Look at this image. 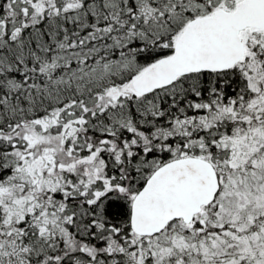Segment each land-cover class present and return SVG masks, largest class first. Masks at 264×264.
I'll list each match as a JSON object with an SVG mask.
<instances>
[{
  "label": "snow or ice",
  "instance_id": "6c2138e0",
  "mask_svg": "<svg viewBox=\"0 0 264 264\" xmlns=\"http://www.w3.org/2000/svg\"><path fill=\"white\" fill-rule=\"evenodd\" d=\"M0 264H264V0H0Z\"/></svg>",
  "mask_w": 264,
  "mask_h": 264
}]
</instances>
